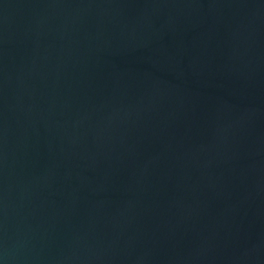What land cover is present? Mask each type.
<instances>
[{"label":"water","instance_id":"obj_1","mask_svg":"<svg viewBox=\"0 0 264 264\" xmlns=\"http://www.w3.org/2000/svg\"><path fill=\"white\" fill-rule=\"evenodd\" d=\"M0 264H264V0H0Z\"/></svg>","mask_w":264,"mask_h":264}]
</instances>
